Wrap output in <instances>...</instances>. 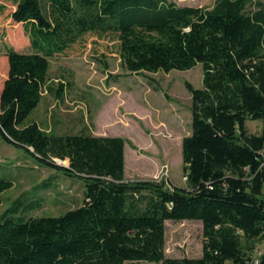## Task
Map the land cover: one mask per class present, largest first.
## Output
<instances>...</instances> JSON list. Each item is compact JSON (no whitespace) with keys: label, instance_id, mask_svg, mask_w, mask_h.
Returning <instances> with one entry per match:
<instances>
[{"label":"trees","instance_id":"trees-1","mask_svg":"<svg viewBox=\"0 0 264 264\" xmlns=\"http://www.w3.org/2000/svg\"><path fill=\"white\" fill-rule=\"evenodd\" d=\"M31 50L6 47L0 133L41 164L84 181L83 203L58 215L26 216L39 205L17 199L0 213V264H264V1L8 0ZM112 33L131 73L203 67L192 95V131L182 139L186 185L128 179L120 135L56 133L28 118L50 84L51 58L87 34ZM69 161L61 164L55 159ZM13 182L0 177L2 194ZM201 220L203 253L166 254L167 220Z\"/></svg>","mask_w":264,"mask_h":264},{"label":"rangeland","instance_id":"rangeland-1","mask_svg":"<svg viewBox=\"0 0 264 264\" xmlns=\"http://www.w3.org/2000/svg\"><path fill=\"white\" fill-rule=\"evenodd\" d=\"M171 1L196 6L215 2ZM14 8L11 1L0 0V89L8 72L6 47L31 50L22 23L11 17ZM49 76L53 86L67 84L64 95L56 99L52 93H45L28 118L56 133L123 136L127 139L126 178H157L169 185H186L182 139L192 131V95L186 82L202 86V64L186 70L131 73L122 65L114 34H87L68 54L51 58ZM247 127L252 133H260L264 121L249 120ZM55 161L69 164L67 159ZM0 177L13 182L2 194L0 213L17 199L40 202L31 209H21L20 214L26 216L58 215L83 203L82 179L39 163L25 148L5 141L1 133ZM203 240L201 220L166 221L168 256L198 257L203 253ZM256 252V256L264 252V240L256 243Z\"/></svg>","mask_w":264,"mask_h":264},{"label":"crops","instance_id":"crops-1","mask_svg":"<svg viewBox=\"0 0 264 264\" xmlns=\"http://www.w3.org/2000/svg\"><path fill=\"white\" fill-rule=\"evenodd\" d=\"M45 93H47V92H45ZM45 93L43 94V96L45 95ZM43 98V97H42ZM41 101H42V99H41ZM41 101L39 102V104L41 103ZM38 104V105H39ZM38 105H37V107H38ZM37 121V120H36ZM126 149H127V144L125 145V164H126ZM134 157H136L137 158V155H135L134 154ZM125 173H126V165H125Z\"/></svg>","mask_w":264,"mask_h":264},{"label":"built area","instance_id":"built-area-1","mask_svg":"<svg viewBox=\"0 0 264 264\" xmlns=\"http://www.w3.org/2000/svg\"><path fill=\"white\" fill-rule=\"evenodd\" d=\"M186 178V177H185Z\"/></svg>","mask_w":264,"mask_h":264}]
</instances>
